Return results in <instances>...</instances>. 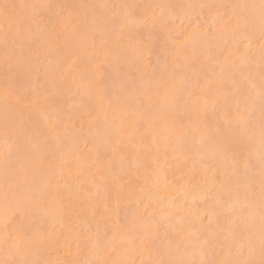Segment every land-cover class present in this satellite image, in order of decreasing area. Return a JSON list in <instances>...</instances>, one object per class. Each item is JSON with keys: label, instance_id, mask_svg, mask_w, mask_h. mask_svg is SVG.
Segmentation results:
<instances>
[{"label": "snow or ice", "instance_id": "snow-or-ice-1", "mask_svg": "<svg viewBox=\"0 0 264 264\" xmlns=\"http://www.w3.org/2000/svg\"><path fill=\"white\" fill-rule=\"evenodd\" d=\"M0 264H264V0L0 3Z\"/></svg>", "mask_w": 264, "mask_h": 264}, {"label": "bare ground", "instance_id": "bare-ground-1", "mask_svg": "<svg viewBox=\"0 0 264 264\" xmlns=\"http://www.w3.org/2000/svg\"><path fill=\"white\" fill-rule=\"evenodd\" d=\"M3 1V0H2ZM0 2V3H3V2ZM111 1H113V0H110V2ZM116 2H119V0L117 1V0H115ZM141 1H143V0H140L139 2L140 3H143V2H141ZM148 1V2H147ZM150 1L152 2V0H146V1H144V3H150ZM175 1V0H174ZM16 2H18V0H16ZM71 2H97V0H71ZM121 2V1H120ZM127 2H130V3H132L133 1L132 0H127ZM138 2V1H137ZM153 2H155L154 0H153ZM159 2H161V0L159 1ZM114 3V2H113ZM134 3H136V1L134 2ZM68 51H70L69 53H65L66 55H63V57L62 58H64V60H66V62H67V58L69 57V56H72L73 58H75L76 56H78V55H80V53L79 52H76V51H72V50H68ZM66 52V51H65ZM74 53V54H73ZM64 54V53H63ZM71 54H73V55H71ZM65 57H67L66 59H65ZM70 58L71 57H69L68 59H69V61H70ZM72 58V59H73ZM71 62V61H70ZM70 62H67V66H70L71 65V63ZM70 64V65H69ZM65 65V66H66ZM64 70L66 71V69L64 68ZM68 70V69H67ZM66 89V88H65ZM65 89H62V90H64V91H68V90H65ZM65 93V92H64ZM67 94H69V93H67ZM77 122H79V120L77 121ZM79 126V125H78ZM82 179H84L85 181H87V176H85V177H83Z\"/></svg>", "mask_w": 264, "mask_h": 264}, {"label": "rangeland", "instance_id": "rangeland-1", "mask_svg": "<svg viewBox=\"0 0 264 264\" xmlns=\"http://www.w3.org/2000/svg\"><path fill=\"white\" fill-rule=\"evenodd\" d=\"M1 1H2V0H0V2H1ZM117 1H118V0H117ZM120 1H121V0H119V2H120ZM132 1H133V2L136 1V3H140V2H139L140 0H132ZM137 1H138V2H137ZM144 1H146V0H143V1H141V2L144 3ZM154 1H155V2H159L160 0H154ZM2 2H5V0H3ZM18 2H19V0H18ZM111 2L116 3L115 0H113V1H111ZM147 2H148V1H147ZM152 2H153V0H152ZM173 2H175V1L173 0ZM150 3H151V1H150ZM72 51H73V50H72ZM69 52H70V51L66 50V52H64L63 55H66L65 53H69ZM73 54H74V53H73ZM73 54H71V55H73ZM78 56H79V55H78ZM69 57H71V58H70V61H71L73 57H72V56H69ZM69 57H68V58H69ZM66 58H67V57H65V59H66ZM68 58H67V62H70ZM63 59H64V58H63ZM67 62L65 63V65L67 64ZM70 63H71V62H70ZM65 65H64V68L66 69V71H68L67 69H69L70 66H67L68 64H67L66 66H65ZM69 65H70V64H69ZM65 90H67V89H65ZM62 92H63V93L65 92L64 94H65L66 96H67V95H70V93H69L68 91H64V90H62ZM67 93H69V94H67ZM77 121H78V120H77ZM78 125H79V122H77V127H79Z\"/></svg>", "mask_w": 264, "mask_h": 264}]
</instances>
